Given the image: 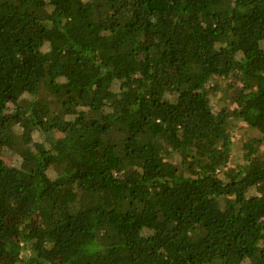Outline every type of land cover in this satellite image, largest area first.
Returning <instances> with one entry per match:
<instances>
[{
	"label": "trees",
	"instance_id": "1",
	"mask_svg": "<svg viewBox=\"0 0 264 264\" xmlns=\"http://www.w3.org/2000/svg\"><path fill=\"white\" fill-rule=\"evenodd\" d=\"M0 264H264V0H0Z\"/></svg>",
	"mask_w": 264,
	"mask_h": 264
}]
</instances>
